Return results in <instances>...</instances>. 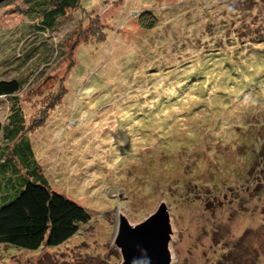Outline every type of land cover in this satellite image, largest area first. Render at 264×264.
<instances>
[{"label":"rangeland","instance_id":"rangeland-1","mask_svg":"<svg viewBox=\"0 0 264 264\" xmlns=\"http://www.w3.org/2000/svg\"><path fill=\"white\" fill-rule=\"evenodd\" d=\"M84 5L103 14L105 22L111 26L110 39L96 46L92 43L79 46L75 64L70 55L62 61L61 44L65 46V39L84 17L83 13L78 12L58 31L41 38L32 32V21L22 13L27 7L24 0H14L10 5L0 7V78L28 75L30 79L22 101L29 129L26 138L40 172L53 190L77 201L92 215L90 222L81 226L79 233L60 247L29 250L0 243V264H122L120 249L115 244L120 218L123 216L132 226H137L162 202L167 203L171 215L172 264H212L216 260V242L219 241L214 240V234L223 238L221 232L230 235L231 240L247 236L246 243L258 250L260 264H264V194L258 197L261 188L264 189L260 173L264 154L255 163L252 174L249 171L247 175L235 173L237 167L232 171L229 162L225 161L223 178H210L203 183L205 186L198 179L204 177L205 164L195 165L194 170L199 175L194 176L198 180L190 193H185L186 188L178 185L181 179L172 180L174 172L171 170L176 163H193L191 157L198 148L192 147L194 142L206 144L212 141L214 128L226 125L231 111L236 109L232 95L240 90L244 93L247 84L242 81L233 85L229 77L227 85L221 87L227 91L200 87L194 104L201 101L214 103L218 98L219 103L206 105V112L192 117L186 112L178 113L176 107L171 106L172 102L168 103V113H163V109L149 112L140 96L132 93L137 87L148 88L151 81L143 76L145 69L155 68L151 57L163 51L160 42H156L151 54L148 53L151 57H139L144 49L137 50L141 43L136 39L146 32L141 10H154L164 20L175 16L176 25L201 18L194 29L192 27L197 37L203 34L237 36L239 32L242 35L246 25L250 31L253 29L250 33L263 37L264 0H84ZM231 7L238 11H231ZM233 20L235 25L230 24L231 28L235 26L239 31L227 30L226 25ZM208 23L210 30H200L202 24ZM256 40L261 41V38L257 36ZM259 45L264 48V43ZM145 46L148 49V44ZM46 48L53 49L48 59H45ZM30 51L36 58L21 63L20 59ZM47 62L49 65L45 67ZM240 62L245 76L249 69L250 84L264 83V63L247 68L248 60ZM64 87L67 92L61 99ZM249 98L256 103L259 100L254 93ZM8 113V100L1 97L0 121L5 120ZM216 114L217 119L214 118ZM254 116L264 121V114L254 113ZM44 121L45 124L39 126ZM167 124H171L170 129H166ZM191 125L198 126L186 129ZM220 134L227 133L219 131L217 135ZM228 134L230 137L223 136L227 141V149L223 150L225 160L228 155L233 157V153L229 154L231 150L237 152L236 145L240 141L236 135ZM243 135L249 134L244 132ZM260 137L263 141L264 133ZM170 143H175L176 147L161 154L163 146ZM17 145L25 146L26 143L18 142ZM15 147L12 146V151L3 160L12 158L26 175L21 164L23 153L14 151ZM248 147L253 149L251 145ZM243 150L234 154L235 158L239 157L234 161L247 168L250 158L239 154ZM202 152L198 156H204ZM181 168L186 169L185 166ZM182 174L186 176L188 172ZM257 183L261 186L260 191L254 193ZM171 184L178 185L179 189L162 191L161 188ZM1 189L0 205L4 203ZM7 189H10L9 183L4 184L3 191ZM236 190L241 195L235 194ZM238 195L248 199L246 207L238 204Z\"/></svg>","mask_w":264,"mask_h":264},{"label":"trees","instance_id":"trees-1","mask_svg":"<svg viewBox=\"0 0 264 264\" xmlns=\"http://www.w3.org/2000/svg\"><path fill=\"white\" fill-rule=\"evenodd\" d=\"M12 1L14 0H5L2 5H10ZM24 2L27 3V7L22 13L32 21L30 23L32 32H35L41 38H46L47 34L58 31L78 12L84 14V17L80 18L78 24L73 28L69 38L65 39V46L61 44L62 61H65L70 55L75 64L76 50L79 46L90 43L96 46L110 39L111 26L105 22L102 13L85 6L84 0H24ZM230 10L237 9L231 7ZM141 11V15L145 16L142 24L146 27L144 29L146 32L145 35L136 39V42L141 43L137 50L139 48L144 49L141 50L143 53L139 57H143V59L151 57L148 53L151 54L150 51H152L153 44L155 45L156 42H160L163 50L158 55H152L151 57L152 62H155V68L152 66L151 69H145L146 73L143 76L146 80L151 81L148 88L137 87L138 89H132V93L138 94L140 100L147 104L149 112H157L163 109L165 111L163 113H168L169 110L167 111V109L170 108L168 103L172 102L171 106L176 107L178 113L186 112L192 117L201 113V111L206 112L208 109L206 105L219 103L218 98L214 103L201 101L194 104L196 94L199 95L197 92L200 87L204 89L207 86L209 91H227V89L224 90L221 87L227 85L228 80H230L229 77H231V84L233 85L240 84L243 81L248 86L244 93H242V90L237 91V88H234L237 92L232 97L236 109L231 111L232 115L226 125L214 128L215 136L212 141L215 143L211 144L212 141L206 144L194 142L192 147L198 148L191 157L193 163L185 165L175 162L176 166L171 169L174 172L172 180L175 182V180L181 179V181H178V185L186 188L185 193H190L192 185H196L198 179L204 185V182L212 178H223L222 171L226 167L225 161L229 162L232 171L237 167L235 173L247 175V172L251 171L252 174L256 168L255 163L264 154V140L262 141L260 137L264 133V121L262 122L254 116V113L257 115L264 114V83L260 81L256 84H250L247 77L249 69H246L245 76L244 66L241 65L240 60L249 61V64H245L247 68H249V65L252 68L253 65L264 63V48L258 47L259 44L264 43V32L263 37L262 35H254V33H250L253 29L250 31L247 28L248 25H246L242 35H239L241 32L237 36H228V34L220 36L222 34L218 33L219 35L210 37V35L205 36L202 33V36L197 37L193 26L200 22L201 18L194 20L195 22H187V24L183 22L176 25L175 16L164 20V17L160 14L156 15L154 10L145 9ZM226 11H229L228 7H226ZM233 23L235 25L234 20L226 25L227 30L239 31L235 26L231 28L230 24ZM209 24L206 26L202 24L200 30H210L211 25ZM204 27L208 28L204 30ZM187 29H189V32ZM257 36L261 38V41L256 40ZM145 44H148V49H146ZM56 46L54 45V47ZM46 49L45 59H48L47 56L53 49ZM31 52L20 59L21 63L30 62L36 58L33 55L34 53ZM65 52L68 54L66 55ZM166 59L170 60L167 61ZM74 64L70 67L69 72L73 69ZM47 65H49L48 62L44 63L45 67ZM29 80L28 75L25 77L0 78V98L6 97L9 104L7 118L0 121V188H2L1 197L4 201L0 205V243L36 250L41 247H60L64 245L79 233L81 226L90 222L92 215L86 207L77 201L53 190L45 175L40 172L41 168H39V163L36 162L30 141L26 138L29 129L26 125L22 94ZM64 84L66 86V78ZM139 88H144V90H139ZM64 89L61 99L65 97L67 92V87H64ZM249 89L251 90L248 91ZM252 93L259 97L257 103L249 98ZM198 98L200 99L199 96ZM218 117L216 114L214 118L217 119ZM44 124L45 121L39 126ZM170 125L167 124L166 129H170ZM196 127L191 125L186 129ZM241 128L243 130L240 132ZM219 131L227 134H220L219 136L217 135ZM244 132H248L249 135H243ZM228 133L236 135L240 138V141L236 145L237 152L231 150L229 154L233 153V157L228 155V159L225 160L223 159L225 155L223 150L227 149V141L223 136L230 137ZM18 142L21 144L26 143V145H17ZM13 145H16L14 151L23 153L21 164L26 169V175L22 174L15 161L11 160L12 158H8L9 161L3 160V157L12 151ZM249 145L253 146V149L249 150ZM175 147V143L165 144L160 153H168ZM241 148L244 150L239 154H245V157L250 158V166L247 168L238 165V161H234L239 158L238 156L235 158L234 154L237 155L238 150ZM247 150L249 152L246 153ZM202 151H204V156H198L203 153ZM205 155L207 159L203 160ZM202 162L206 168L204 177L196 179L194 176H198L199 173L195 172L194 166ZM181 166H185L186 169L181 168ZM184 171L188 172V175L183 176L182 172ZM211 171L215 174H212ZM193 172H195V175L192 176ZM260 173L262 175L261 180H264V166L261 167ZM186 177L189 179L185 180ZM7 183L10 184V189L3 191L4 184ZM172 185H165L161 189L162 191L166 189L176 191L179 189L178 185ZM257 186L254 188V193L260 191L261 186L258 183ZM261 189L258 197L264 194V189ZM153 190L157 191L152 188ZM235 194L241 195V192L236 190ZM240 195H238L236 201L240 206L246 207L245 204L248 199L239 197ZM221 233L223 238L218 237L216 233L214 234V240L219 241L216 242L218 246L216 260L212 264H260L258 250L253 249L246 243L247 236L241 238L239 236L231 240L230 235L225 232Z\"/></svg>","mask_w":264,"mask_h":264},{"label":"water","instance_id":"water-1","mask_svg":"<svg viewBox=\"0 0 264 264\" xmlns=\"http://www.w3.org/2000/svg\"><path fill=\"white\" fill-rule=\"evenodd\" d=\"M171 234V215L166 202L137 226L122 216L115 238L122 264H172Z\"/></svg>","mask_w":264,"mask_h":264}]
</instances>
